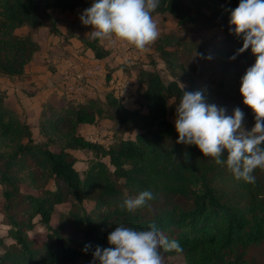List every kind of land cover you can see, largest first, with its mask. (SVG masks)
Returning a JSON list of instances; mask_svg holds the SVG:
<instances>
[{"label": "trees", "instance_id": "trees-1", "mask_svg": "<svg viewBox=\"0 0 264 264\" xmlns=\"http://www.w3.org/2000/svg\"><path fill=\"white\" fill-rule=\"evenodd\" d=\"M90 3L0 0V78L28 77L40 49L36 29L61 35L51 11L75 13ZM237 3L160 0L152 17L176 18L179 33L155 40L159 60L139 69L134 108L107 84L103 98L65 90L43 104L35 136L25 113L14 110L0 88V212L11 238L6 242L0 235V264H89L92 249L82 251L86 243L107 246V233L116 225L140 229L153 221L182 246L179 252L162 250L163 261L182 256L185 264H264V169L254 170L255 183L236 179L196 145L177 143L174 128L183 88L200 90L205 102L224 106L227 114L238 106L244 118L254 115L239 91L254 54L249 48L229 59L242 44L227 23ZM213 28L221 33H202ZM81 40L82 52L111 57L100 40ZM107 70L109 79L114 67ZM103 124L112 131L108 145L84 136L83 126ZM74 150L87 155L82 169ZM144 189L154 194L145 205L132 211L121 207L125 197ZM64 204L67 210L53 221Z\"/></svg>", "mask_w": 264, "mask_h": 264}, {"label": "clouds", "instance_id": "clouds-1", "mask_svg": "<svg viewBox=\"0 0 264 264\" xmlns=\"http://www.w3.org/2000/svg\"><path fill=\"white\" fill-rule=\"evenodd\" d=\"M159 3L160 0H91L79 19L92 26L87 32L89 39L116 37L143 49L159 35L152 18ZM227 23L228 31L242 38L229 59L249 48L255 57L240 77L239 87L242 102L254 114V124L250 130H242L245 113L240 107L227 114L224 106L205 102L200 90L183 88L175 105L176 142L196 145L205 156L225 165L236 179L255 183L254 170L264 169V0H238L230 8ZM225 150L226 155H222ZM184 156L187 159V152ZM153 196L151 190H141L134 197H125L121 207L132 211ZM106 239L107 246L84 245L82 251L92 249L89 264H164L162 250H182L180 243L165 236L154 221L140 229L116 225Z\"/></svg>", "mask_w": 264, "mask_h": 264}, {"label": "crops", "instance_id": "crops-1", "mask_svg": "<svg viewBox=\"0 0 264 264\" xmlns=\"http://www.w3.org/2000/svg\"><path fill=\"white\" fill-rule=\"evenodd\" d=\"M82 10L81 8L75 13L60 12L58 10L51 11L54 18L58 19L57 26L61 31V35L51 33L48 27L37 29L35 33H33V36L40 44V49L34 60L27 67L28 77L19 81L0 78V88L7 90L13 109L18 113H29L31 117L28 116V121L34 130L37 128L38 117L43 104L47 100L55 99L57 97L56 94H61L65 91L63 87L62 71L66 67L68 60H71L76 67H79L84 59H93L102 62L106 68H108L107 64L109 62V57L98 59L94 57L93 52L90 50L82 52L83 43L81 39L89 36L87 32L91 30L90 28L84 27L79 19V14L77 15V13ZM67 15L70 16L68 17ZM75 15H77V17ZM63 19H65V21ZM73 20H75L77 24L73 23L74 26L71 24L69 28L66 21ZM67 28L72 30L71 33L75 35L67 38L69 35L67 34ZM113 39L117 40L119 38L109 37L108 39L100 40V43L106 48H110V41ZM112 73L121 76L120 67L114 68ZM106 89L107 87L102 85L97 87L96 93L88 95L103 98L102 92H105ZM35 120L37 123L34 125L32 123ZM104 125L105 124L99 127L85 125L82 127L83 134L86 137L95 133H108V135H110L112 131ZM36 132L37 131H35V133ZM110 137L111 136H107L108 139Z\"/></svg>", "mask_w": 264, "mask_h": 264}, {"label": "rangeland", "instance_id": "rangeland-1", "mask_svg": "<svg viewBox=\"0 0 264 264\" xmlns=\"http://www.w3.org/2000/svg\"><path fill=\"white\" fill-rule=\"evenodd\" d=\"M80 12L81 11H79L77 13V15L80 14ZM77 15H75V16L77 17ZM67 16L69 17L70 15H67ZM67 16H65V17H67ZM152 18L155 20L157 27H158V30H159L158 37L160 35L170 33V32L175 31V30L179 33V30L177 28L176 18H173L172 16L164 17L162 14H155V15H153ZM63 20L65 21V19H63ZM73 23L77 24L75 20L66 21V24L69 28H70L71 24H72V26H74ZM84 27L90 28V29L92 28L91 25H84ZM35 31H34V33H35ZM71 32H72V30L67 28V34H70ZM202 33L205 36H211V34H213V33H221V29L220 28H213L210 30H205ZM155 40L150 42L149 44H147L143 49H137L135 46H133V45L129 44L128 42H125L121 39L111 40L110 45L113 46V44H115V47L111 48L109 46L111 51L113 52V54L111 55V57H109V60H108L109 62L107 64V67L111 68L112 66H114V68H117V67H119L120 64H123V66H125V67L122 69L120 67L121 76L126 77L127 80L130 82V84L135 86V90H136L137 83H136L135 78H136V75H137L139 69L141 67H151L153 60H159V56L156 53H154ZM124 42L127 44V46H126V44L124 45ZM91 60H93V59H91ZM159 63H160V67L162 69V75L165 77V79L169 78V73L167 71L163 70V68H164L163 62L159 61ZM73 70H75V69H73ZM113 76L119 77L120 75L118 76V75L113 74ZM102 85L104 86L105 83L104 84L89 85V90H91L92 93H96L97 87L102 86ZM102 94H104V92H102ZM96 95H98V94H96ZM9 102H10V100H9ZM10 104L12 105L11 102H10ZM170 110H171V113H174L173 106L170 107ZM24 115L27 118H28V116L31 117V115L29 113L24 114ZM262 119H264V118H262ZM36 123H37V121L35 120L32 124L35 125ZM253 124H254V119H253V116L251 115L249 117L243 118V122H242L241 127H242V129L248 131L251 129ZM104 126L108 127L107 125H104ZM110 126H112V125H110ZM108 129H110V128H108ZM112 130H113V127H112ZM36 133H35V136H37ZM123 136H125V135L123 134ZM107 141L110 143L111 140H107ZM73 152L79 157L77 165L80 169H82L86 165L87 155L81 150H74ZM67 208H68V205H65V204L58 206L53 221L56 222V219H57L59 212L65 211V210H67ZM7 228H8L7 222L4 219L2 213L0 212V235L4 236L6 242H10L11 238H9L7 236ZM164 264H185V261L182 258V256H172V257H168L164 261Z\"/></svg>", "mask_w": 264, "mask_h": 264}, {"label": "built area", "instance_id": "built-area-1", "mask_svg": "<svg viewBox=\"0 0 264 264\" xmlns=\"http://www.w3.org/2000/svg\"><path fill=\"white\" fill-rule=\"evenodd\" d=\"M113 47H115V44L111 46V48ZM62 72L64 90L71 95L83 96L92 94V91L89 90V85L105 83L109 89L113 90L116 96L123 99L128 108H134L136 106L133 95L135 86L131 85L126 78L111 76V78L108 79V70L102 62L84 59L81 65L76 67L71 60H68ZM107 136L108 133H95L85 137L89 140L108 145L109 142L107 140L110 139H108Z\"/></svg>", "mask_w": 264, "mask_h": 264}]
</instances>
